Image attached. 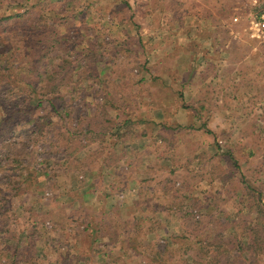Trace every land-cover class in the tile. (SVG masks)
<instances>
[{"label":"crops","instance_id":"crops-1","mask_svg":"<svg viewBox=\"0 0 264 264\" xmlns=\"http://www.w3.org/2000/svg\"><path fill=\"white\" fill-rule=\"evenodd\" d=\"M91 1L111 17L109 21L115 29L124 32L127 37L129 35L126 31L132 29L139 39L140 45L149 42V38L151 41V36L144 38L136 34V31L140 33V29H180L182 32L188 30L190 35L183 34L181 38L173 39L169 37L166 41V44L175 47L176 45L181 46V56L177 54L178 47L171 49V51H175L171 67L166 65L164 68H156L154 71L149 65H146V62L139 64V70L143 77L140 81L144 80L146 84L135 87L132 92L134 93L132 102L127 100L128 94L131 93L130 87L122 84L117 87H107V92L118 91L115 98H118L119 102H104L106 114L111 118L107 124H117L108 127L105 133L109 129H117L121 135L114 141L104 134L102 144L105 145L97 144L100 140L89 136L86 147L78 150L75 154L77 159H81L85 163V166H80L85 181L82 180L81 184L73 186V189L77 191L75 192L76 197L73 196L68 205L79 209L85 205L84 207L88 208L91 215H100L108 222L105 231L95 240L98 243L99 253L104 258L101 264H152L143 261L140 254L136 253L135 247L141 244V240L144 243L154 237L157 240L161 237V241L171 245L170 236L187 227L182 224V222H188L189 219L186 213L182 214L184 206L195 204L196 216L210 208L204 206L210 198H218L219 202V197L224 195L223 188L227 187L229 196H224V204L219 203L221 205H218L219 210L215 214L220 216L237 215L246 211V202L250 198L246 197L244 193V186H247L244 182H235L232 187H228L227 182H218L214 186L216 191L211 193L205 190L207 183L202 181L183 184L146 178L151 174L156 178H163L166 175L167 169H169L167 166H172L175 141L192 140L194 143L197 142L195 144L197 149L201 146V149L204 150L206 149L205 144H200V142L205 140L208 133H213L211 140L214 139L218 142L228 140L238 149H242V144L239 142H245L246 153L253 154L254 152L253 155L257 157L261 155V162L264 163V76L256 67L258 60L254 59L256 62H252L247 70L240 64L245 58H252L251 51L248 50L237 58H230L226 52L224 55L220 54L221 48L217 45L218 41L216 42L218 37L211 38L201 35L204 30H210L216 25L215 22L206 21L200 15L207 11L208 2L206 0ZM68 2L72 3V0H68ZM98 3H102L101 6ZM88 5H90L89 2L85 6ZM85 9L80 13H85ZM216 11L217 6H214L212 13L215 14ZM193 13L198 18L200 16L202 20L189 21L186 17ZM85 20L86 18L82 19V21ZM191 27L198 30L197 34L191 36L189 33ZM190 42L197 45H205L206 42L217 43V48L212 49L213 69H207L205 63L206 57H208L207 49L202 52L196 50L193 45H190ZM178 62L183 63L179 64ZM179 65H181V71H186V78L189 70L195 72V68L203 69L200 72V79L192 78L191 83L195 84L192 89L186 84L181 85L183 80H179L177 77V73H179L177 66ZM152 68L154 69V67ZM113 74L120 81L126 77L122 65L116 66ZM143 75H147V77L145 78ZM174 80L180 81L179 88L170 84ZM110 99L114 98L110 97ZM191 102L194 105L202 103L195 115L191 111ZM185 104L188 106H184ZM119 107L124 110L122 122H116L119 119L115 118V110ZM178 109L184 110L186 114L187 111L191 112L187 118L179 119L175 117ZM209 112L212 116L205 115ZM103 123L105 126L106 122ZM192 125L200 127L195 128ZM221 126L228 129L227 134H223ZM180 131L184 137L178 136L177 133ZM196 131L199 132L198 136L200 137L193 136ZM233 148L230 147L231 150ZM77 170V168H70V171L76 172ZM257 173L260 174L263 184L259 187L255 186L253 182L252 184L261 190L259 202H264V165L258 167ZM250 182L251 180L248 181L249 184ZM175 186L180 189L181 195L187 196V198H179L180 208L177 207L178 205H174V201L178 197H171V192L168 191L169 188L172 190ZM195 188L199 191L194 193ZM94 190L96 193H101V198L93 196L86 199V194L94 193ZM194 198L195 200H193ZM110 218H113L111 226L109 225ZM135 220L142 222L143 226L153 221L152 229L144 231L142 239L137 236V243L129 244L130 236L132 235L133 238L135 236L131 230L136 226L133 223ZM171 220L180 221V229L165 230V233L162 234L164 236L160 235L157 232V229L160 228L157 222L163 224V221ZM37 234L40 233L37 232ZM83 234L82 231V236ZM76 235L79 234H75L73 231L59 232L54 235L59 244L58 253L53 256L54 258L37 256V246H40V250L45 247L42 245V239L35 235V246L32 251L35 263L32 262V264H98L96 262L98 251L93 252L94 256L90 260L85 261L75 254L74 247L77 242L73 241V237ZM37 240L38 243L41 241L39 245L35 242ZM128 252L130 255L127 254ZM115 254H119L120 260L118 262L110 261L111 257L117 256Z\"/></svg>","mask_w":264,"mask_h":264},{"label":"trees","instance_id":"trees-1","mask_svg":"<svg viewBox=\"0 0 264 264\" xmlns=\"http://www.w3.org/2000/svg\"><path fill=\"white\" fill-rule=\"evenodd\" d=\"M48 1L35 0L26 4L22 9L16 7L11 12H0V51L10 50V56L0 61V80H5L8 83V94L10 96L9 102L4 108V114L0 116V189H9L10 195H19L23 191L32 189L34 176L40 172L48 173L47 166L49 164H46L45 159L35 165V161L32 158L33 154L31 153L33 144L40 143L43 148L46 145L47 151H61L63 156H65V162L69 163V165L64 167H68L69 170L70 168L80 170V166H85V163L81 159H77L75 154L78 150L86 147L89 142V136L99 139L100 142H97V144L105 145L102 144L104 134L114 141L121 135L117 129H109L105 133L108 127L117 124H107L111 118L106 114L104 102L95 105V109L98 111L97 114L93 111L91 115H82L75 119L71 117L72 108L67 103L68 100L64 99V96H67L73 87L72 85H67L70 82L72 83L78 71L83 69L82 67L84 66H89L93 69L89 74L94 80L99 81V72H102L103 75L106 65L97 67V59L101 58V54L94 46L100 44L97 43L95 38L88 40L90 59L87 62L76 60L82 59V56L70 57L62 53L49 56V52L52 49L50 47L63 43L64 36L56 35L57 33L48 27L46 23V17L43 12L49 6ZM67 1L63 2L66 4ZM206 1L208 2V7L206 8L208 12H211L214 6H217V11L211 17V22H215L216 25L210 30H204L201 35L211 38L218 37L216 39L218 44H216L219 48L225 50L230 58L242 56L248 50L253 51V47H260L262 55L258 58V68L259 72L264 76V47L256 46L255 41L245 38L239 32L245 22V18L232 20V7L235 5L236 0ZM75 2L76 0H72V5ZM53 11H55V8ZM206 13H201L200 15L205 19ZM235 31L238 33L234 34ZM190 43V45H193L192 42ZM2 59L1 56L0 60ZM11 59H16V64H13ZM137 66L139 70V65ZM75 71L77 72L73 74ZM73 75L75 76L72 77ZM83 79H85V76ZM103 89L108 102L110 96L106 91L107 87L104 86ZM19 93L23 94L22 100L17 99V94ZM95 93H99L97 88H95ZM25 98L26 103L23 104ZM30 99H33L34 102L31 103ZM184 106L187 107L188 105L185 104ZM191 106V111L195 115L198 113L202 103L194 105L191 102ZM191 111H187V116ZM31 112L34 113L30 114ZM103 122H106L105 126ZM116 122H122V119ZM193 127L197 128L200 126L194 125ZM23 129L29 130L33 136L31 144L27 147L25 146V141L22 142L18 139V134ZM97 151H99L98 148ZM225 154L235 162L230 151ZM263 165V162H256L253 166H247L250 174L248 179L239 174V178L232 176L231 180H227L228 187H232L238 181L247 185L244 186V193L250 200L246 202V211L242 215L237 214L231 220L227 219L229 217L227 215H216L215 213L219 210L218 205H221L218 202V198L211 199L209 197L208 203L204 204V206L210 208L196 216V205L188 204L184 206L182 214L186 213V216L192 221V225H189V219L188 222H182L187 227L179 233L170 236L171 245L164 242L162 248H159L157 246L158 240L154 237L144 243L141 240V244L135 247L136 253L140 254L141 258L144 259L143 261L152 264H217V262L225 264L224 261H227V264H264V202H259L261 190L255 188L252 184L253 182L258 183L257 187L262 186V180L256 182L254 179L256 170L258 167H263ZM56 166V164L51 165V171H54L53 168ZM5 168L12 171V173L3 172ZM173 169L172 166L169 167L168 173L161 179L154 177L153 174L146 179L173 183L174 181L170 178ZM195 172L202 173L201 169ZM215 173L217 172L212 169L209 172V179ZM197 177H205V175L199 174ZM221 178L224 179V177ZM2 179H4V182H2ZM249 180H251L250 184L248 183ZM223 189L224 195L219 197L222 201L225 195L229 196L228 188L224 187ZM168 191L171 192V197H178L174 201V205H181L179 198H187V196L181 195L180 189L176 186L172 190L169 188ZM105 194L108 193L105 192ZM16 204L23 210L22 213L25 216L18 218V215L11 209ZM180 205L177 207L180 208ZM84 206L82 205L80 209L77 207L71 208L69 211L71 214H68L70 218L67 217V220H64L67 214H58L59 218L57 219L60 221L59 225L64 226L66 231H68L67 226L69 224L67 223L70 220L74 222L73 225L78 226L81 224L82 229H88L83 236L87 237L91 254L98 251L96 262L101 264L104 258L99 253L98 243L95 240L105 231L108 222L100 215H91L88 208ZM28 208L24 207L23 203L16 200L13 196L10 198L9 195H0V254L7 253L10 257L7 258L8 260H4L3 263L0 262V264H32L34 262L32 252L35 246L34 229L37 228L36 230L40 232L39 226L45 221V218L40 216L39 213L27 212L26 209ZM244 214L245 218L243 217ZM51 218L50 220L54 223L55 220ZM65 221L68 222L64 225ZM111 221H113V218L109 219L110 226ZM133 223L136 226L131 228V230L135 236L134 238L132 235L130 236L129 244L137 243V236L142 239L143 232L152 229L151 224L153 221L146 226H143L142 222L138 220ZM216 223L220 224L216 225ZM160 224V222H157V225ZM239 224L241 229L238 230L236 226ZM226 225L231 230L224 236L222 229ZM81 231L77 232L79 234L78 237L82 235ZM10 239H12L11 242L6 241ZM134 239L136 241H133ZM73 241L75 242L74 239ZM127 254L130 255L129 252ZM115 255L117 256L111 257L110 261L118 262L120 260L119 254ZM242 255L244 256L242 257ZM89 256L87 255L84 258L90 260L92 257ZM41 258H46V256Z\"/></svg>","mask_w":264,"mask_h":264},{"label":"rangeland","instance_id":"rangeland-1","mask_svg":"<svg viewBox=\"0 0 264 264\" xmlns=\"http://www.w3.org/2000/svg\"><path fill=\"white\" fill-rule=\"evenodd\" d=\"M35 0H0V12L7 13L13 11L16 7L19 9H22L26 4H29L31 2H34ZM65 0H49V6L47 9L44 10L43 14L46 17V23L48 27L52 28L54 32H56V35H63V43L60 45H53L50 48H52L49 52V56H55L56 54H64L65 56L70 57H83L82 59H76L80 62L84 61L87 62L90 59V55L88 54L89 47H88V40L95 38L97 43H100L99 45H94L96 50L100 52L101 58L97 59V67H101L103 65H106L104 67L105 73L102 75V72H99V81L94 80L89 74L91 73V69L88 67H82L83 69L79 70L76 74V77L72 80V83L70 82L67 86L72 85L73 89L72 91L68 92L67 96H64V99L68 100L67 103L71 106V117L74 119L77 117H81L82 115H91V113L94 111L96 114L98 111L95 109V105L100 102H107L106 96L104 95V89L103 87H117V85H125L127 87H130L131 90L128 94V101L132 102L134 93H132L135 90V87L137 85H143L146 84V81H140L141 76L140 70H138V66L140 63L146 62V65H149L152 70L156 71V68H164V66L168 65L171 67V64L174 62L175 58V51H171L172 48L178 47L179 50H177V54L180 55V47L179 45L173 46L170 44H166V41L170 37V39L173 38H181L183 34H188L187 32H182L180 29H174V30H168L166 28H159L156 30L153 29H140V33L136 31L137 35H141L144 38L146 36H151V41L149 38V42L143 43L142 45L139 44V39H137L134 31L130 29L129 31H126L129 37L125 35V33L120 31L119 29H115L114 26H112L111 22L109 21L111 17H109L105 11H103L101 8H97L95 6V2H92L91 0H76L75 4L70 5V3L67 1L63 2ZM90 5L87 7L85 6L88 2ZM227 1V0H225ZM99 2V0L97 1ZM99 6H101L102 3H98ZM232 6V5H231ZM247 6H248V0H236L235 5L233 8V16L236 15L237 18H245L247 14ZM86 7V9H85ZM55 8V11H53ZM58 8V9H57ZM97 8V9H96ZM85 9V13H80L81 10ZM53 11V12H52ZM213 11V10H212ZM212 11L206 13V21H211V17L214 15ZM79 12V13H78ZM190 16L186 17L189 19V21L194 22L198 19L202 20L201 17H197V15L189 14ZM86 18L85 21H82V19ZM112 20V19H111ZM198 30L191 27L189 29V33L192 35L197 34ZM241 33V29L239 30ZM210 33V31H209ZM238 32L235 31L234 34H237ZM189 35V34H188ZM211 35V33H210ZM190 36V35H189ZM172 41V40H170ZM169 41V42H170ZM193 46L196 50H200L201 52L207 49V56L206 57V66L207 69H213L214 62L212 61V58L214 57L212 49H216L217 45L215 43L206 42L205 45H197L193 43ZM220 54L224 55L226 52L223 49H220ZM251 51L252 58H245L243 63L240 62L242 66L247 68L252 64V62H256L255 60H258V58L262 55L260 47H253ZM211 51V52H210ZM255 51V52H254ZM258 51V52H257ZM227 53V52H226ZM2 56V60L8 58L10 56V50L7 49L5 51H0V57ZM181 56V55H180ZM214 59V58H213ZM255 59V60H254ZM243 60V59H241ZM209 61V62H208ZM11 62L13 64H16V59H11ZM163 62V63H162ZM179 64H182L183 62H178ZM123 66L125 70V75L123 80H119L116 78L113 74L115 72L116 66ZM154 67V69L152 68ZM181 65L177 66V77L179 80H183L182 84L180 81L174 80L171 81L170 84L174 86L175 88H179V86L186 84L188 87L190 86L192 89L195 84L191 83L192 78H199L200 79V72L203 71L201 67L195 68L198 72H192L189 70L187 74V78L185 76L186 71H181L180 69ZM258 68V65L256 66ZM21 70H24L23 68H20ZM211 71V70H210ZM77 71L73 72L75 74ZM151 75V73H150ZM73 75L72 77H74ZM85 76V79H83ZM145 78L147 75H143ZM152 81V79H150ZM185 81V82H184ZM117 82V84H116ZM158 83V82H157ZM181 84V85H180ZM8 83L5 80H0V116L4 114V108L8 104V100L10 98L8 94ZM95 88L99 90V93H95ZM69 89V88H68ZM107 92L110 97H113L114 99H110V101H115V103H118V98H115L118 95V91H112ZM17 99L23 98V94L19 93L17 94ZM108 100V101H109ZM30 102L33 103V99H30ZM26 103V98L23 101V104ZM114 103V102H112ZM33 109V108H32ZM35 112V110H34ZM33 112V113H34ZM184 110L178 109L175 117L179 119L187 118V114L184 113ZM32 112L30 114H33ZM124 113V110L122 107L115 110V118L121 119L122 115ZM28 115V113H27ZM208 116H212V114L209 112L208 114H205ZM222 127V126H221ZM223 134L228 133V129L226 127H222ZM179 137H184V134L180 131L177 133ZM199 132L196 131V133L193 135L194 137L198 136ZM213 133L207 134L204 141H201V143L205 144L206 149H201V146L199 149L196 148V143L191 141H175V149L172 152V167L174 168L173 171L170 174V178L176 183L184 181L183 183H193L197 181H202L207 183L205 185L207 191L209 192H215L216 189L214 186L215 183L218 184V182H227V180H231L232 176H236V178H239L241 176H245V178L248 179L249 177V169H247V166H253L257 161L261 162V155L254 156L253 154H247V149H245V142H239L241 143V148L238 149L235 145H231V141L228 140H222L220 142L211 140L213 138ZM200 137V136H198ZM31 138H33L32 134L29 130L23 129L18 134V139H20L22 142L25 141V146H29L31 144ZM17 139V136H16ZM132 142H134V139H132ZM261 143V142H260ZM215 144V146H214ZM234 147L232 150L230 147ZM47 146L45 145L43 148V145L40 143L33 144L31 153L33 154L32 158L35 161V165H38L42 159H45L46 164L51 165H57L54 167V171H51V168L49 165L47 166V172H40L37 173V175L34 176V179H32V185L33 188L28 191H23L19 195H10L9 189L7 188H1L0 189V195H9L10 198L13 196L16 200H19L23 203L24 207H29L27 210L32 211L34 213H39L40 216H44L45 221L41 223L40 228V234H37V228L35 230V235L42 239V245L45 247L44 249L40 250V246H37V256L38 257H45L48 256L49 258H54L53 256L57 255V251L59 250V244L56 242L57 239H55L54 235H57L59 232H69L73 231L75 234L82 230L84 234L87 233L88 229H82L81 224L78 226L73 225L74 222H71V220L67 223L69 224L67 226V230L64 229V226H60L57 218H59L58 214H67L66 219L70 218L68 214H71L69 212L71 210L70 199L71 197L75 196V192H77L75 189H73V186L76 184H81L82 180L85 181L84 174L82 171L77 170L76 172L70 171L68 167H64L65 165H69V163L65 162V156L61 153V151H47ZM238 150V151H237ZM230 151L232 153L233 158L235 159V162H233L229 158L226 152ZM3 154V152H1ZM67 161V160H66ZM65 163V164H64ZM236 165V166H235ZM65 171H64V169ZM169 168V166H167ZM201 169L202 173H197L195 171ZM213 169L215 173L214 176L209 179V172ZM167 169V173H168ZM3 172L11 174L12 171L9 169H3ZM194 172V173H193ZM134 173V172H133ZM166 173V174H167ZM192 173V174H191ZM199 174H204L205 177H197ZM235 174V175H234ZM240 174V175H239ZM51 175V176H50ZM134 176V175H133ZM139 176V175H138ZM221 177H224L222 179ZM134 178V177H132ZM161 178V177H158ZM235 179V177H234ZM259 182L261 180L260 174H256L254 181ZM2 182H4V179H2ZM203 184V183H200ZM256 186H258V183H254ZM201 186V185H199ZM208 186V188H207ZM219 186V185H217ZM195 188V192H198ZM85 198H91L93 196L101 198V193H96L94 190V193L86 194ZM81 196V194H80ZM76 197V196H75ZM97 199V198H96ZM228 200V199H227ZM228 202V201H226ZM219 203L224 204V201L219 200ZM14 210V212L18 215V218H21V216L24 213L23 210L16 205L11 208ZM33 213V214H34ZM242 215V214H241ZM229 216L227 219L231 220L235 217V215H227ZM37 217V216H36ZM39 217V216H38ZM53 219H52V218ZM68 217V218H67ZM245 218V214L243 215ZM49 218V219H48ZM52 220H55L53 223ZM56 218V219H55ZM223 220V219H222ZM228 222V221H226ZM53 225H52V224ZM189 225H192V221L190 220ZM229 223V222H228ZM220 223H216L218 225ZM180 221L171 220V221H163V224L159 225L160 228L157 229V232L162 235L165 233V230H174L180 229ZM22 226V225H21ZM37 227V225H36ZM236 229H241L240 224L236 226ZM206 230V229H205ZM204 230V232H205ZM231 230L227 227H224L222 229V232L224 236L225 234H228V231ZM81 231V232H82ZM46 232V233H45ZM45 233V235H44ZM164 236V235H162ZM78 235L76 237H73L76 243V247L74 249L75 254L82 260H87L88 258H84L87 255H90L89 257H93L94 255L91 254L88 244V240L86 236L80 235L78 238ZM161 237L158 239L157 246L159 248H162L164 241H161ZM8 242H11L12 239L6 240ZM37 245H39L38 240L35 241ZM44 242V244H43ZM57 243V244H56ZM44 250V251H43ZM89 253V254H87ZM186 256V255H183ZM244 255H242L243 257ZM7 258H10L7 253L0 254V262L3 263L4 260H8ZM225 264H227V261H224ZM217 264H222L220 262H217Z\"/></svg>","mask_w":264,"mask_h":264},{"label":"built area","instance_id":"built-area-1","mask_svg":"<svg viewBox=\"0 0 264 264\" xmlns=\"http://www.w3.org/2000/svg\"><path fill=\"white\" fill-rule=\"evenodd\" d=\"M245 22L241 27V34L255 41L256 46L264 47V0H248ZM232 16V20H237Z\"/></svg>","mask_w":264,"mask_h":264}]
</instances>
